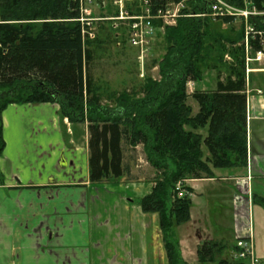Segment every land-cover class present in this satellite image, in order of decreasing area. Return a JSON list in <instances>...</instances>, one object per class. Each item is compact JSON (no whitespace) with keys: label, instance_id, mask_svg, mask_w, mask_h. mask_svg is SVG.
Listing matches in <instances>:
<instances>
[{"label":"trees","instance_id":"1","mask_svg":"<svg viewBox=\"0 0 264 264\" xmlns=\"http://www.w3.org/2000/svg\"><path fill=\"white\" fill-rule=\"evenodd\" d=\"M191 7L202 10L198 0ZM78 17L77 0H0V155L1 114L12 104L55 103L72 129L86 124L92 184L129 174L125 146L141 145L155 175L151 192L138 205L157 214L167 264H186L171 229L189 219L190 189L183 186V196L177 197L175 184L247 163L242 25L228 26L237 31L233 35L231 29L211 28L206 18L179 19L161 36L160 80L148 78L138 90L113 93L105 97L113 104L108 105L95 85L92 63L99 45H115L118 39L124 45V31L101 25L88 40ZM225 55L230 62H224ZM207 71L215 72L214 88L188 95L187 82H201ZM189 97L198 106L195 114L186 103ZM232 250L204 242L196 250L197 264H248L232 259Z\"/></svg>","mask_w":264,"mask_h":264},{"label":"crops","instance_id":"2","mask_svg":"<svg viewBox=\"0 0 264 264\" xmlns=\"http://www.w3.org/2000/svg\"><path fill=\"white\" fill-rule=\"evenodd\" d=\"M109 9L112 10L110 15ZM97 11L98 16L116 14L111 5L101 6ZM121 31L118 30L119 33ZM116 48H128L135 52L126 40L124 45L121 43V47ZM250 66L254 69L255 64ZM250 74L262 76L254 71L248 76ZM262 84L260 81L256 85L253 80L251 84H246V166L213 168L211 177L185 181L190 189L191 207L201 210L205 200L204 204L209 205V214L220 216V220L225 209L230 211L224 201L226 195L233 192L230 204L237 223L236 241L255 235L251 227V208L256 195L251 189L254 183L264 186ZM189 106L195 114L197 104L194 102ZM58 107L55 103L12 104L1 114L4 149L0 155V264H90V251L95 252L93 264L106 262L100 257V251H104V255L113 253L110 247L117 239L126 250L135 248L143 255V264H165L157 214L142 212L137 215L130 212L127 219L131 217L132 220L136 216L141 221H114L110 225L108 210L105 207L97 209L100 205L111 203H123L127 207L131 198L140 199L151 192L153 178L134 181V165H137V159H134L127 162L129 174L120 179L127 178V185L120 182L90 183L87 125L72 129L66 119H60ZM137 147L134 149L137 150ZM93 206L96 208L93 209ZM103 217H107L105 222L93 225V220ZM105 225L106 228H99ZM202 241L199 238L196 240V248ZM213 241H223L224 246L231 248L224 239ZM179 244L180 250L184 251L183 245ZM129 256H133L130 251ZM181 256L186 262L182 251Z\"/></svg>","mask_w":264,"mask_h":264},{"label":"rangeland","instance_id":"3","mask_svg":"<svg viewBox=\"0 0 264 264\" xmlns=\"http://www.w3.org/2000/svg\"><path fill=\"white\" fill-rule=\"evenodd\" d=\"M105 4L109 5V1L105 0ZM113 10V8H111ZM108 10V15L112 14V10ZM114 11V10H113ZM99 15V12L96 11V16ZM211 25L213 29H217L218 32H224V33H230V29L228 26H232L227 23H222L219 20L213 21L210 20ZM104 25V26H103ZM102 25L103 27H107L108 25L105 23ZM167 28V27H166ZM165 28V29H166ZM233 32V33H232ZM231 33L235 35L237 33L234 28L231 29ZM102 35L104 33H101ZM96 38V37H95ZM94 38V39H95ZM98 39L102 40L103 37H98ZM162 43V44H161ZM163 42L161 37L155 38V44L153 46V49L151 53L149 54L148 58L144 63H140L137 60V56L134 51L130 49H117L114 45H111L109 43H103L102 45H99L100 48L98 50V53L95 55V58L92 63V76L95 81V85L99 91V94H102L103 98L106 99L113 93H121L122 91H134L138 90L142 87L144 82L150 78L155 81L160 80V74H159V62L161 58L164 55V49H163ZM228 45V44H227ZM227 57H229L227 55ZM226 55L224 56V62H230V58L228 59ZM223 62V63H224ZM255 67H260V65H257L256 63ZM261 66H264V62L261 63ZM253 67V68H255ZM252 67L249 66V69ZM262 74V76H253L254 74H248L246 73V67H245V79L246 84H251L252 80L253 83L255 81L256 85L258 82H263L264 84V72H259ZM222 77L224 75L222 74ZM254 77V78H253ZM257 77V78H256ZM256 78V79H255ZM192 82V86H188V83ZM262 84V85H263ZM215 85V72L214 71H207L204 73L203 80L201 82L194 83L193 81H188L186 84V90L188 95H190L195 89L200 90H206V89H213ZM264 95V90H263ZM106 97V98H105ZM141 97V95L136 96ZM104 104L113 105L112 102L108 101V99L103 100ZM187 105L193 104L194 101L192 99L187 98L186 101ZM192 109V108H191ZM59 111V107H58ZM66 119V118H64ZM67 123L68 120L66 119ZM70 125V123H69ZM79 125L73 126L74 128H77ZM69 128V126H68ZM76 144V143H73ZM134 159H137L135 162L137 165H134V175L133 177H136L134 181H149V179L153 178L155 175V171L153 168H151L150 165H148L145 162V155L143 153V148L141 145L137 147V150L127 148L125 146V163L131 162ZM142 160V162L140 161ZM122 183V185H127V178L122 180L116 181V183ZM114 183V182H113ZM187 187L186 183L184 185ZM252 193L256 195L253 203V208H251V227L254 229V236L252 237L253 241V247L255 251V257L256 259L264 263V186L253 184L252 187ZM233 192L226 195V199L224 202H227L226 204L230 207V211L223 212L222 220H220V216L218 215H211L209 214V205L204 204L205 200H203V206L200 209L193 208L190 206L189 210V219L184 224H179L177 226L172 227L171 234L173 235V238L176 240V242H179L183 245L185 250H180V252H183L184 258L186 259V264H197L196 262V240L203 239L200 245L204 242H211V243H217L220 245V248L224 246L225 243L222 242H214L213 240L218 239H224L228 246H231L230 249H232V245L236 242V219L234 217V211H232V197ZM189 197V195H188ZM262 198V199H261ZM138 200L139 199H132L131 203H128L127 207L124 206L123 203H111L106 205H100L97 207L99 210L101 207H104L108 210L110 217V225H113V222L116 221L119 223L120 221H141L140 217L133 216V219L131 220V217L127 219V214L130 212L139 215L142 213V211L138 208ZM114 202V201H113ZM96 208V206H93V209ZM141 211V212H140ZM107 217H103L101 220H93V225L102 224V222H105ZM92 219L90 218L91 222ZM221 221V223H220ZM221 225H216V224ZM89 226H92V223H89ZM221 227V228H219ZM99 228H106L103 226H100ZM222 229V230H221ZM213 239V240H209ZM123 241V240H122ZM255 243V244H254ZM76 245L75 242L73 244ZM128 245V243H127ZM226 245V244H225ZM180 247V244H179ZM111 250L114 252L109 254L105 253L104 251H100L102 255L103 260H107L106 262H98L96 264H143V255L138 253L135 248H128V250L125 249L123 243H118V239L116 242H114V245H111ZM125 249V250H124ZM164 250V249H163ZM127 251V255L125 252ZM129 251L132 252V258L129 256ZM94 251H90L91 258L89 259L90 264L92 263V257ZM135 254V255H134ZM118 255V256H117ZM222 256L224 254H221ZM137 256L136 259L133 257ZM142 257V258H141ZM232 258V255H231ZM114 261V263L112 262ZM236 261V260H235ZM167 262V259L165 258V264ZM189 262V263H188ZM88 264V263H87Z\"/></svg>","mask_w":264,"mask_h":264},{"label":"built area","instance_id":"4","mask_svg":"<svg viewBox=\"0 0 264 264\" xmlns=\"http://www.w3.org/2000/svg\"><path fill=\"white\" fill-rule=\"evenodd\" d=\"M115 8L112 16H96V11L105 6V0H77L83 38L92 40L97 36L99 25H110L113 30L124 31L127 45L136 52L137 60L144 63L166 27H174L181 18H206L227 24H241L243 39L238 44L243 48L246 73L264 72V0H198L202 10L193 12L194 0H108ZM104 26V25H103ZM121 47V42L115 43ZM227 57V55H226ZM229 59V57H227ZM251 63L260 65L249 69ZM192 82L188 83V86ZM261 94V91H258ZM185 181L175 184L177 197L184 194ZM232 259L248 261V264H264L254 255L252 236L238 239L231 252Z\"/></svg>","mask_w":264,"mask_h":264},{"label":"bare ground","instance_id":"5","mask_svg":"<svg viewBox=\"0 0 264 264\" xmlns=\"http://www.w3.org/2000/svg\"><path fill=\"white\" fill-rule=\"evenodd\" d=\"M118 34H119V32H118Z\"/></svg>","mask_w":264,"mask_h":264}]
</instances>
